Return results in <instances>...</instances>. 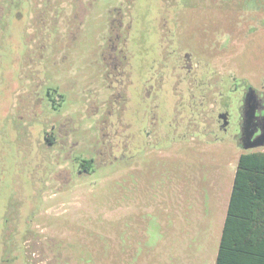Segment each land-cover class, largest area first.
Listing matches in <instances>:
<instances>
[{
  "label": "rangeland",
  "instance_id": "1",
  "mask_svg": "<svg viewBox=\"0 0 264 264\" xmlns=\"http://www.w3.org/2000/svg\"><path fill=\"white\" fill-rule=\"evenodd\" d=\"M43 2L47 3L46 0H0V192L12 197L9 216L19 215L17 221L4 220L0 207V264H214L237 159L243 151L231 138L234 130L217 134L218 139L211 137L199 142L188 137L186 146L177 153L172 149L159 152L158 155L168 154L171 158L165 164L156 162L166 171L164 176L155 169L152 188L138 192L136 200L132 197L124 202L111 200L117 192L112 177L117 163L103 166L91 175L76 173V163L89 155L90 127L97 119V115L89 114L86 105L93 101L92 105L98 106L109 92L99 77L100 45L108 34L109 20L125 14L126 0H82L87 11L71 43L65 42V35L57 28L50 29L56 30L57 35L51 34L44 42L40 40L44 36L40 37V29L35 26V15ZM135 2L131 14L132 36L139 38L143 46L137 41L133 48L137 56L151 54L157 34L154 18L161 3ZM195 37L194 34L189 40L193 43ZM217 63L220 73H224V90L247 78L255 86H264V32L255 35L246 49L231 56L227 53ZM96 89L100 92L98 103L93 100ZM33 92L46 109L42 112L41 107L40 113L35 109L30 116L24 111ZM51 113L54 120L65 121L73 128L70 145L53 148L52 152L59 149L55 156L46 154L48 149L37 145L50 128ZM73 142L77 144L72 146ZM144 153L142 149L139 155ZM53 162L70 170L73 183L60 192L48 183L39 210L40 216L43 215L42 239L36 247L25 248L24 234L28 227L23 229L19 225L24 222L23 216L29 215L31 203L39 204L31 198L33 194L28 187L32 182L40 185L44 177L51 176L57 168ZM175 167L185 175L175 176ZM31 176L35 182L30 180ZM212 181L220 184L219 198H212L207 188H203L211 189ZM185 199L191 206L188 211L182 207L181 200ZM168 217L175 220V226H167L165 236L152 221L165 223ZM127 218L132 219V225L125 224ZM142 220L150 225L145 234L151 249L133 254L135 236L143 232ZM164 227L162 224L161 228ZM122 229L135 235L132 249L127 246L123 252L120 250ZM34 232L36 235L41 230ZM49 243L57 252L50 249ZM104 244H108L106 251ZM87 247L91 254L85 252ZM17 257L23 259L15 260Z\"/></svg>",
  "mask_w": 264,
  "mask_h": 264
},
{
  "label": "flooded vegetation",
  "instance_id": "2",
  "mask_svg": "<svg viewBox=\"0 0 264 264\" xmlns=\"http://www.w3.org/2000/svg\"><path fill=\"white\" fill-rule=\"evenodd\" d=\"M135 1L126 0L125 14L114 16L108 22V34L99 49V77L109 92L98 106L92 105L93 101L86 105L89 114L97 115V119L90 127L92 139L88 146L89 155L76 163V173L91 175L101 167L116 162L117 169L112 171L116 174L112 177L115 178L117 192L115 191L111 200L123 202L129 197L136 200L138 192L150 190L156 170H160L158 173L162 176L166 173L156 162L165 164V161L171 159L168 154L164 156L158 153L170 149L177 153L184 144L186 146L188 137L195 142L211 137L218 139L217 134L232 129L234 132L231 138L242 152L264 149H245V145L250 144L264 129V86H255L247 78L224 90V73H220L217 63L227 53L231 56L244 47L246 49L255 35L264 32V0H158L161 4L154 18L157 34L151 45L153 53L138 56L133 45L138 41L143 46V42L132 36L134 18L131 14ZM46 2L41 4L43 7L35 15V26L40 29V37L44 36L40 40L44 42L51 34L57 35V31H61L65 35V42L69 40L71 43L77 37L87 11L82 0ZM52 28H57V31H51ZM194 34L196 37L192 43L189 39ZM93 92V100L97 102L100 92L97 89ZM47 95L50 93L47 92ZM35 96L34 92L29 96L30 101L24 111L27 115L31 116L35 109H38L37 113L41 112V107L44 109L42 101L36 100ZM53 115L49 114L50 128L41 135L37 145L48 149L49 153L46 154L55 156L59 149L52 152L53 148L62 149L65 145H70L73 128L65 121L54 120ZM75 144L77 143L73 142L72 146ZM142 149L145 153L140 156ZM156 155L159 156L158 161L155 160ZM54 165L57 168L52 170L51 176L44 177L40 185L32 182L28 187L33 194L31 198L37 199L39 204L31 203L29 215L25 214L23 224L19 225L23 229L28 227L24 234L25 248L36 247L42 239L43 215L40 216L39 210L44 203L48 183L51 182L52 187L56 186L59 192L73 183L69 169L60 167L59 162ZM149 170L155 172L150 173ZM182 174L185 175L175 167V176L180 177ZM30 180L36 181L33 176ZM210 185L211 189L209 186L203 188H207L212 198H219V182L212 181ZM174 187L177 189L176 184ZM188 187L187 185V194L190 191ZM203 188L200 187V195ZM1 196L2 218H14L17 221L18 214L9 216L12 197L0 192ZM181 201L184 204L182 207L188 211L191 207L188 200ZM209 204L208 201L207 208ZM20 216L22 217L21 214ZM35 219L39 222L34 221ZM130 220L132 219L127 218V226L132 225ZM152 222L158 224L159 231L164 232L165 236L166 227L175 226V220L169 217L165 223L157 220ZM142 223L143 232L139 237L122 229V252L127 246L129 250L132 249L133 236L137 240L133 254L137 252L140 255L144 252L143 249H151L145 234L150 227L149 222L142 220ZM162 224L164 229L161 228ZM36 229L41 232L35 235ZM123 234L127 236L123 237ZM26 242L31 245H26ZM107 248L108 244H104L103 250L106 251ZM50 249L57 252L52 243ZM87 251L91 254L90 248L87 247L85 252ZM19 258L23 259L17 257L15 260Z\"/></svg>",
  "mask_w": 264,
  "mask_h": 264
},
{
  "label": "trees",
  "instance_id": "3",
  "mask_svg": "<svg viewBox=\"0 0 264 264\" xmlns=\"http://www.w3.org/2000/svg\"><path fill=\"white\" fill-rule=\"evenodd\" d=\"M214 264H264V149L238 156Z\"/></svg>",
  "mask_w": 264,
  "mask_h": 264
},
{
  "label": "water",
  "instance_id": "4",
  "mask_svg": "<svg viewBox=\"0 0 264 264\" xmlns=\"http://www.w3.org/2000/svg\"><path fill=\"white\" fill-rule=\"evenodd\" d=\"M258 147H264V129H262L261 133L250 144L245 145V149Z\"/></svg>",
  "mask_w": 264,
  "mask_h": 264
}]
</instances>
